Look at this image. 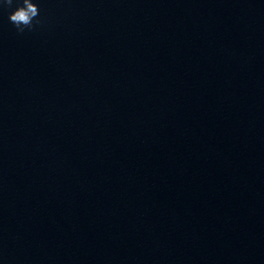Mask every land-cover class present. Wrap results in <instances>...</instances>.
Here are the masks:
<instances>
[{
    "label": "water",
    "instance_id": "1",
    "mask_svg": "<svg viewBox=\"0 0 264 264\" xmlns=\"http://www.w3.org/2000/svg\"><path fill=\"white\" fill-rule=\"evenodd\" d=\"M264 51V0H200Z\"/></svg>",
    "mask_w": 264,
    "mask_h": 264
},
{
    "label": "clouds",
    "instance_id": "2",
    "mask_svg": "<svg viewBox=\"0 0 264 264\" xmlns=\"http://www.w3.org/2000/svg\"><path fill=\"white\" fill-rule=\"evenodd\" d=\"M14 2L16 6L9 13L10 23L20 33L24 32L25 29L30 30L33 27L34 19L39 15L38 6L32 0H3V5L12 8Z\"/></svg>",
    "mask_w": 264,
    "mask_h": 264
}]
</instances>
